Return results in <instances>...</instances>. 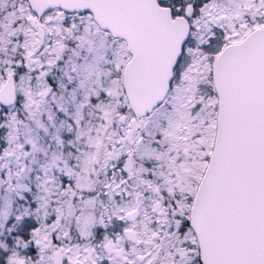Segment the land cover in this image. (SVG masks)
Returning a JSON list of instances; mask_svg holds the SVG:
<instances>
[{
    "label": "snow or ice",
    "instance_id": "1",
    "mask_svg": "<svg viewBox=\"0 0 264 264\" xmlns=\"http://www.w3.org/2000/svg\"><path fill=\"white\" fill-rule=\"evenodd\" d=\"M0 264H264V0H0Z\"/></svg>",
    "mask_w": 264,
    "mask_h": 264
}]
</instances>
